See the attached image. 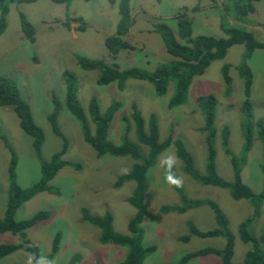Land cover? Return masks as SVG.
Instances as JSON below:
<instances>
[{"label": "rangeland", "instance_id": "374dc122", "mask_svg": "<svg viewBox=\"0 0 264 264\" xmlns=\"http://www.w3.org/2000/svg\"><path fill=\"white\" fill-rule=\"evenodd\" d=\"M117 1L113 5L108 4L107 0H70L68 4H53L49 0L0 3V17L1 11L6 8V25L0 35V76L12 79L17 84L20 97L28 103L33 121L42 131L43 141L39 151L42 161L49 160L61 148V141L53 135L47 120L53 109L52 97L56 98L60 104L55 118L56 126L67 141V150L61 158L77 164V168H61L49 182L57 189V194L46 191L37 193L22 203L14 215L15 220L21 221L39 211L49 213L47 219L25 231V240L29 246L36 248L37 257H47L51 253L52 239L58 233V249L51 258L57 264L121 262L126 249L101 244L99 230L82 221L81 209L95 216L108 212L113 232L123 235L128 234L126 224L134 213L126 202L134 182L127 181L117 189L112 187L118 177L130 171L133 160L129 157L97 158L93 149L83 141L78 123L63 106L64 73L75 78L76 101L84 114L91 97L97 102L99 113H104L115 103L120 104L107 128V138L111 141L118 143L124 132L129 141H134L135 128L129 118L130 105L134 104L143 118L145 129L148 117L154 115L159 141L167 135L171 140L181 141L199 174L204 173L207 143L205 134L199 130L202 117L194 100L205 95H212L215 99V134L211 141L214 166L217 174L228 181L232 172L222 152L220 130L227 127L226 147L238 157L244 143L239 128L244 94L242 79L238 76V69L242 68L243 63L251 75L248 100L252 119L261 121L264 127V49L254 50L249 59L243 60V45L231 46L223 59L212 61L201 75L192 77L186 91V103L176 108L168 107L173 93L172 82L167 84L162 96L155 95L150 83L132 78L123 82L122 91L114 84L98 86V71L81 69L76 63L77 57L115 63L120 70L136 68L151 73L171 60L154 25L163 23L174 30L173 17L183 8L187 9L186 14L192 19V36L224 37L219 27L218 11L222 0H215L214 4L208 0H130L132 24L122 37L133 50L120 51L114 59H110L103 42L114 35L118 21ZM195 6L197 9L193 10ZM254 10L247 16L244 27L252 32L256 40L262 41L264 1L255 3ZM21 17L31 27L32 42L26 39L20 29ZM77 17L84 24L83 31L77 30L81 22L69 20ZM65 22L69 23L68 28L64 26ZM223 65L228 68V88L220 72ZM235 66L238 68L235 69ZM2 137L9 143L17 159L16 183L22 189L26 188L39 176V161L32 150L31 139L20 130L18 119L10 107L0 108V139ZM171 153H175L172 144L159 154L146 175L150 187L143 195L145 214L140 224L142 245L154 246L155 250L142 264H179V258L187 253L202 248L220 249L224 244L220 237L191 235L189 225L200 232L215 227L210 207L202 205L183 213L160 210L161 206L180 204L177 192L165 182V168L160 165V161ZM261 161V145L253 129L240 171L241 182L253 194L259 193L264 185V175L259 166ZM8 162V151L0 140V218L5 207ZM173 171L183 178L182 187L186 189L188 199L196 197L199 200H211L225 215L228 229L234 237L231 262H241L248 246L240 242L236 229L239 222L251 218L253 208L245 200H233L226 189L200 185L189 176H184L180 172V163L174 166ZM263 226L264 200L259 213L250 221L249 231L258 235ZM183 236L188 240H181ZM20 241L17 235L0 233V245ZM29 255L27 251L16 250L2 258L0 264H27ZM185 264H219V261L217 257L207 255L193 258Z\"/></svg>", "mask_w": 264, "mask_h": 264}, {"label": "trees", "instance_id": "16d2710c", "mask_svg": "<svg viewBox=\"0 0 264 264\" xmlns=\"http://www.w3.org/2000/svg\"><path fill=\"white\" fill-rule=\"evenodd\" d=\"M6 2H24L29 3L35 0H0V3ZM53 4H68L70 0H49ZM85 2L90 0H83ZM200 1V0H198ZM213 4L215 0H208ZM264 0H222L219 11V27L224 33V37L213 38L205 35L192 36V19L186 14L187 9L183 8L174 15L175 27L174 30L163 23L154 25L155 32L161 38L165 52L170 56L171 60L166 65L156 67L151 73L145 72L136 68H128L120 70L115 63L107 64L101 59H86L77 57V65L84 70H97L98 78L96 84L98 86H106L114 84L120 91L123 90V82L127 78L146 81L153 87L155 95L162 96L167 88V84L172 82L173 93L168 102V107L176 108L186 103V94L192 77L201 75L208 65L214 60L224 58L226 51L233 45H243L245 53L243 60L251 57L254 50L264 49V41L256 40L251 31L245 29L247 24L246 18L254 12V3ZM108 4L113 5L115 0H107ZM130 0L117 1L118 21L116 23L113 36L104 39V47L110 57L115 56L123 50L131 51L133 47L128 45L122 36H124L128 28L132 24L130 17ZM217 8V6H214ZM197 9V6L193 10ZM218 9V8H217ZM191 10V11H193ZM190 11V12H191ZM5 14L6 8L1 11L0 17V35L5 29ZM229 17V18H227ZM70 21L81 22V18H70ZM228 20L231 23H227ZM68 22L64 26L68 28ZM20 29L26 39L32 42L31 27L28 22L20 18ZM78 31L84 30V24L81 22L77 26ZM238 69V76L242 79V91L244 98L241 102V120L239 128L243 136L244 143L238 157H235L226 147V137L228 136L227 127L220 130V140L222 152L229 161L231 169V178L226 181L222 179L216 172L214 166V154L211 147V141L215 134L213 127L216 109L215 99L212 95L198 96L195 98V105L200 111L202 117V127L200 132L205 134L207 143L204 173L199 174L194 163L182 146L180 140H171L167 135L162 141H159L157 126L154 115L147 119V129L143 126V118L135 105H130L129 118L134 124L133 136L134 141H129L126 137V132L122 134V138L118 143H114L107 138V128L111 122L114 112L120 108V104H113L108 107L104 113H99L97 102L91 97L85 107L86 114L83 108L76 101L77 86L75 78L71 74L64 73L63 81L65 82V93L63 106L67 112L73 116L79 125L83 141L93 149L96 157L111 156V157H129L133 160L130 171L121 177H118L113 184V188L117 189L127 181H133L134 187L126 199V202L133 208L134 213L126 224L128 234H118L113 232L111 225V216L108 212L100 216L89 214L87 210L81 209L82 221L96 227L99 230V241L103 245H115L126 249L124 259L117 264H142L143 260L152 254L155 250L154 246L142 245V231L140 224L145 214V206L143 204V195L149 190L150 181L147 178V172L154 166L155 161L160 153H162L170 144L173 145L175 154L180 159V172L185 176H189L192 180L200 185L211 186L221 189H226L230 197L235 200H245L253 208L251 218L241 221L237 225V237L243 244L248 246L244 253V257L239 263H232L231 257L233 254L234 237L228 229V221L219 207L211 200L206 199H188L185 193V188L174 187L177 192L179 205L161 206L162 212H177L183 213L188 209L198 208L206 205L210 207L213 213L215 227L208 231H198L193 229L191 225V235L197 237H220L224 240V244L220 249L202 248L197 251L187 253L181 256L178 260L179 264H185L189 260L196 257L212 255L217 257L219 264H264V226L258 235H253L249 231V224L252 217L259 213V208L264 200V185L261 191L253 194L246 185L241 182L240 171L244 164L245 154L250 146V138L252 130H255L256 139L261 145L262 161L260 170L264 175V127L261 121H253L250 111V103L248 100L251 75L249 69L244 65ZM238 67L235 66V69ZM227 66L223 65L220 68L223 80L226 87L230 84V79L227 76ZM52 112L47 120L50 125L51 132L61 141V148L56 153L52 154L49 160L42 161L39 155L40 147L43 141L41 129L34 123L30 108L19 94L17 84L4 76H0V108L10 107L13 109L16 118L19 122L20 130L31 139V147L34 155L39 161V176L37 180L26 188H21L16 183L15 167L16 156L9 143L2 137L5 149L9 154V162L6 168L7 190L5 197V207L3 215L0 218V233H9L17 235L21 241L16 244L0 245V260L16 250L27 251L30 255L36 254V248L29 246L25 240V231L32 227L35 223L45 220L49 217L48 212L39 211L21 221L15 220V212L19 206L30 199L33 195L40 192H49L57 194V189L50 185L49 182L55 177L57 171L63 167L77 168L76 163L63 160L61 157L67 150V141L57 129L55 118L60 109V104L56 98L52 97ZM127 129V126H126ZM190 196V194H189ZM181 240H188L185 236ZM59 234L57 233L52 239L51 253L47 256L52 258L57 252ZM35 264V262L33 261Z\"/></svg>", "mask_w": 264, "mask_h": 264}, {"label": "clouds", "instance_id": "9594fccd", "mask_svg": "<svg viewBox=\"0 0 264 264\" xmlns=\"http://www.w3.org/2000/svg\"><path fill=\"white\" fill-rule=\"evenodd\" d=\"M179 163L180 159L175 153L166 155L165 158L160 161L161 167L165 168V182L177 188L183 186V178L181 176H177L173 171L174 166ZM33 261L35 264H57L55 259H49L44 255H40L38 257L35 254L29 255L27 264H33Z\"/></svg>", "mask_w": 264, "mask_h": 264}, {"label": "crops", "instance_id": "0c3cea01", "mask_svg": "<svg viewBox=\"0 0 264 264\" xmlns=\"http://www.w3.org/2000/svg\"><path fill=\"white\" fill-rule=\"evenodd\" d=\"M260 2V1H259ZM257 3V2H256ZM255 4V3H254ZM255 11V10H254Z\"/></svg>", "mask_w": 264, "mask_h": 264}, {"label": "water", "instance_id": "95a60500", "mask_svg": "<svg viewBox=\"0 0 264 264\" xmlns=\"http://www.w3.org/2000/svg\"><path fill=\"white\" fill-rule=\"evenodd\" d=\"M263 40H264V37H263Z\"/></svg>", "mask_w": 264, "mask_h": 264}]
</instances>
